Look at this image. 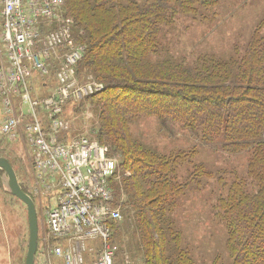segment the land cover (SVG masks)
Listing matches in <instances>:
<instances>
[{
    "label": "trees",
    "instance_id": "trees-1",
    "mask_svg": "<svg viewBox=\"0 0 264 264\" xmlns=\"http://www.w3.org/2000/svg\"><path fill=\"white\" fill-rule=\"evenodd\" d=\"M64 1V17L85 51L79 70L102 86L91 97H102L95 104L101 129L94 139L111 157H117L114 148L120 154L123 214L136 223L143 263L195 264L173 213L191 185L199 192L202 180L213 177L192 161L196 148L161 154L132 138L129 123L154 116L196 134L206 146L219 141L229 154L247 155V178L230 187L226 177L216 178L227 189L216 216L227 231L233 264H264V21L229 59L202 56L191 66L164 57L162 42L179 16L212 11L219 0Z\"/></svg>",
    "mask_w": 264,
    "mask_h": 264
},
{
    "label": "built area",
    "instance_id": "built-area-1",
    "mask_svg": "<svg viewBox=\"0 0 264 264\" xmlns=\"http://www.w3.org/2000/svg\"><path fill=\"white\" fill-rule=\"evenodd\" d=\"M64 5L0 0V136L30 151L34 194L48 229L35 264H115L118 163L94 137L72 133L68 107L102 86L78 77L85 51Z\"/></svg>",
    "mask_w": 264,
    "mask_h": 264
},
{
    "label": "rangeland",
    "instance_id": "rangeland-1",
    "mask_svg": "<svg viewBox=\"0 0 264 264\" xmlns=\"http://www.w3.org/2000/svg\"><path fill=\"white\" fill-rule=\"evenodd\" d=\"M199 15L204 17H198ZM263 21L264 0H219L218 6L212 11L200 10L195 17H178L176 24L162 42L163 56L191 66L202 56L229 59L234 55L236 48L243 49L247 46L255 29ZM72 33L80 45L77 33ZM262 34L264 35V29ZM80 71L78 69L81 82L99 84L92 76ZM101 99V96H97L83 104L68 107L71 109V115L67 112V118L72 120L71 129L74 135L85 134L90 138L96 136L101 129V109L100 105L95 104ZM2 118L0 99V123ZM134 119L136 120L129 123L132 138L161 154L189 152L196 148L197 154L192 161L203 164L213 173V177L202 180L204 188L199 192L194 190L195 184L191 185L190 191L178 200L177 209L173 213L177 229L183 237L182 243L189 245L192 250L195 264H233L234 260L226 248L227 231L216 216V212H219L217 201L227 189L221 187L216 178L218 175L226 177L229 187L237 178H247V155L229 154L219 145V141L206 146L196 134L183 131L177 125L169 126L154 116ZM101 139L106 142L103 134ZM115 150L114 148L113 154L117 155L118 177L112 182V187L122 215L114 233V245L117 248L115 264H144L143 255L138 249L136 223L132 221L133 217L129 218L123 214L122 204L127 201V194L121 178L123 172L119 169L120 154ZM29 154V148L25 145L11 143L0 136V158L10 161L22 190L36 205L39 222L37 258L43 250L48 229L42 217L41 203L34 194L35 184ZM184 176L185 174L181 173L180 181H185ZM251 239L254 238L251 236ZM28 242L26 206L9 193L5 173L0 169V264H25ZM53 264L61 262L53 261Z\"/></svg>",
    "mask_w": 264,
    "mask_h": 264
},
{
    "label": "water",
    "instance_id": "water-1",
    "mask_svg": "<svg viewBox=\"0 0 264 264\" xmlns=\"http://www.w3.org/2000/svg\"><path fill=\"white\" fill-rule=\"evenodd\" d=\"M0 169L5 173L6 186L9 193L26 206L29 225V242L25 264H35L39 242V222L35 202L22 190L15 170L9 160L0 158Z\"/></svg>",
    "mask_w": 264,
    "mask_h": 264
},
{
    "label": "crops",
    "instance_id": "crops-1",
    "mask_svg": "<svg viewBox=\"0 0 264 264\" xmlns=\"http://www.w3.org/2000/svg\"><path fill=\"white\" fill-rule=\"evenodd\" d=\"M55 262H59V261H55Z\"/></svg>",
    "mask_w": 264,
    "mask_h": 264
}]
</instances>
